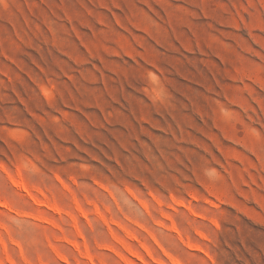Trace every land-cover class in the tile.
I'll use <instances>...</instances> for the list:
<instances>
[{
  "label": "rangeland",
  "instance_id": "rangeland-1",
  "mask_svg": "<svg viewBox=\"0 0 264 264\" xmlns=\"http://www.w3.org/2000/svg\"><path fill=\"white\" fill-rule=\"evenodd\" d=\"M0 264H264V0H0Z\"/></svg>",
  "mask_w": 264,
  "mask_h": 264
}]
</instances>
